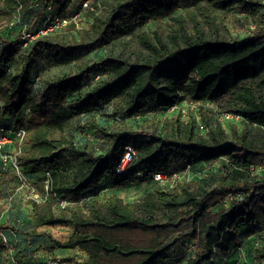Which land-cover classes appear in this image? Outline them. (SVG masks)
I'll list each match as a JSON object with an SVG mask.
<instances>
[{"label": "trees", "instance_id": "trees-1", "mask_svg": "<svg viewBox=\"0 0 264 264\" xmlns=\"http://www.w3.org/2000/svg\"><path fill=\"white\" fill-rule=\"evenodd\" d=\"M56 18L69 23L42 34ZM9 126L25 130L21 174L41 194L51 183L44 202L25 197L18 210V178L0 162V264L74 250L81 261H60L264 264L260 0H0ZM143 186L136 203L114 193ZM54 226L72 233L58 241Z\"/></svg>", "mask_w": 264, "mask_h": 264}, {"label": "built area", "instance_id": "built-area-1", "mask_svg": "<svg viewBox=\"0 0 264 264\" xmlns=\"http://www.w3.org/2000/svg\"><path fill=\"white\" fill-rule=\"evenodd\" d=\"M262 6H263V11H264V0H260ZM88 5V2H86L85 4H83V8H86ZM68 20L66 19H59L56 18L54 21V24L52 26H50L49 30H46L44 32H42V34L46 33L47 31H51L53 29H59L62 28L64 26H66L68 24ZM34 38V36L31 35H24L23 39L25 40H32ZM188 108H190L191 110H194L195 108V104H190L188 105ZM177 110V107L174 106L171 108V111ZM181 114L184 117L186 114V109L183 108L181 109ZM218 121L221 123H225V122H239L241 120V117L238 115H234L231 113H222L218 115ZM200 129H202V126H200ZM25 137V130L24 129H20L17 128L16 126H9V127H0V162L2 164V166H11L12 170L14 171V174L17 176L18 178V187L15 191V193H17V190H21V189H26V188H31L32 186H30V184L28 183V181L26 180V178L21 174L18 166H17V155L20 154L21 152V146L23 143ZM16 144V145H15ZM6 146H11V153H6L5 152V147ZM130 153H131V149L129 147L125 148V153L123 155V157L121 158V161L116 169V173H121L124 172V170L126 169V167L129 164L130 161ZM260 169L264 170V161L262 162V165L259 166ZM155 181H163L165 179H167V176L165 173H157L154 174L153 176ZM174 178H179L177 176H174ZM45 185H44V190L45 193L41 194L38 192L32 193L30 197H28V199L32 200L35 203H42L45 201V199L47 198V192L50 189V183H51V178L49 175L46 176L45 179ZM65 204L61 203V207H64ZM4 241L5 238H4ZM257 245V244H255ZM51 264H63L60 260H56L54 262H52Z\"/></svg>", "mask_w": 264, "mask_h": 264}, {"label": "rangeland", "instance_id": "rangeland-1", "mask_svg": "<svg viewBox=\"0 0 264 264\" xmlns=\"http://www.w3.org/2000/svg\"><path fill=\"white\" fill-rule=\"evenodd\" d=\"M77 22V21H76ZM232 32V35L235 37L238 33V30L232 28L231 30ZM129 128H131L130 130L132 129H136L135 125L133 126H128ZM88 140H95V141H98L99 140V137L98 136H93V137H87ZM218 165L217 163L214 164V166ZM176 178H172V180H174ZM170 180V181H172ZM169 180L165 179L163 181H160L161 184H164V183H167ZM32 186V185H31ZM148 188H146L145 186H143L142 188L140 187H130L128 189H122V190H114V193H116L118 195V197L120 199H122L124 202H129V203H136V202H139V200L144 196L145 194V191L147 190ZM35 192H39L37 191L33 186L30 188H26V189H21V190H17V194L16 195L17 197L19 198H22L20 199V202H19V205L20 207H18V210H21L22 207L21 206H25L23 205V203H25L23 200L25 197L26 199H28V197L31 196L32 193H35ZM15 193V191H14ZM22 211V210H21ZM16 214H19L18 211H15V215ZM23 214V213H22ZM14 215V214H13ZM13 215H10L11 218H13L12 216ZM16 216H20L19 215H16ZM15 217V216H14ZM48 232L50 233V235L58 240V241H65L67 240V238L71 235L72 233V230L68 227H60V226H54V227H49L47 228ZM56 258L58 260H63L64 258H71L75 261H78V260H82V256L81 254L77 253V251H68V252H63V251H59L57 252V256ZM72 264V263H70Z\"/></svg>", "mask_w": 264, "mask_h": 264}]
</instances>
